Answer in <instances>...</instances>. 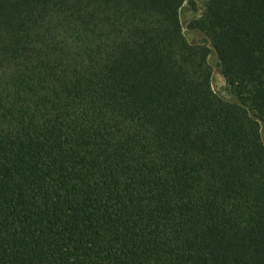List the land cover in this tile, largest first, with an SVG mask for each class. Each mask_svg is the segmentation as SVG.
Here are the masks:
<instances>
[{"label": "trees", "instance_id": "trees-1", "mask_svg": "<svg viewBox=\"0 0 264 264\" xmlns=\"http://www.w3.org/2000/svg\"><path fill=\"white\" fill-rule=\"evenodd\" d=\"M189 1L0 0V264H264V0Z\"/></svg>", "mask_w": 264, "mask_h": 264}, {"label": "rangeland", "instance_id": "rangeland-1", "mask_svg": "<svg viewBox=\"0 0 264 264\" xmlns=\"http://www.w3.org/2000/svg\"><path fill=\"white\" fill-rule=\"evenodd\" d=\"M209 0H190L181 10V19L187 39L193 44H207L212 47L207 35L191 27L192 23L199 19L207 8ZM210 63L214 69L213 88L223 97L230 98L228 83L224 78L220 61L215 51L210 55ZM262 135L264 138V124H262Z\"/></svg>", "mask_w": 264, "mask_h": 264}]
</instances>
